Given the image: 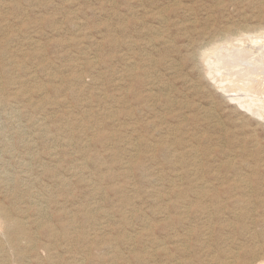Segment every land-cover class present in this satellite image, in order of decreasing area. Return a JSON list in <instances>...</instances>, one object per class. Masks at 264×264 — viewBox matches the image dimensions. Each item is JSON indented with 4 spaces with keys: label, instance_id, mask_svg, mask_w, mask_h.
Listing matches in <instances>:
<instances>
[{
    "label": "rangeland",
    "instance_id": "1",
    "mask_svg": "<svg viewBox=\"0 0 264 264\" xmlns=\"http://www.w3.org/2000/svg\"><path fill=\"white\" fill-rule=\"evenodd\" d=\"M228 29H264V0H0V201L30 232L43 226L36 249L6 244L0 262L71 264L94 239L106 243L93 263L111 264L113 240L170 219L185 222L181 234L210 228L233 247L264 246V120L209 89L190 55ZM164 141L167 160L145 153ZM205 145L226 152L186 151ZM208 168L254 188L214 192Z\"/></svg>",
    "mask_w": 264,
    "mask_h": 264
},
{
    "label": "bare ground",
    "instance_id": "2",
    "mask_svg": "<svg viewBox=\"0 0 264 264\" xmlns=\"http://www.w3.org/2000/svg\"><path fill=\"white\" fill-rule=\"evenodd\" d=\"M124 26H126V24ZM243 32H253L256 35L247 36ZM209 36L212 37L209 42L206 41L205 43L203 41V43L205 44L199 47V51L190 54L191 59L194 62L197 61V65L202 64L203 72L199 71V69L198 71L200 73L202 72L204 79H206V86L209 89L211 87L217 92L219 91L223 97L222 99L228 100L229 102H234L239 108H242L244 111L248 112V114L252 117L255 116L256 118L264 120V29L255 31L246 29L244 31L243 29L230 31V29H228L219 33L217 35L218 37H216L214 34L213 36ZM207 37L208 36H206V38ZM77 79H81V74L78 75ZM167 96L168 94H165V97ZM163 103L169 107H171V105L174 107L175 105H179L180 110L182 111L183 109L187 108L186 105L179 104L177 100L173 101L172 99L167 100V98H165L163 100ZM151 104L149 103V105ZM135 112L137 113L136 109ZM195 121L197 122L198 119H195ZM228 133H230L228 129H223V134L225 136H228ZM204 134L208 135L206 133ZM205 135L196 136L197 142H199V144L201 143V139L205 141ZM218 136L219 135H217V137ZM219 138H217L219 139L218 142H224L222 141L221 136H219ZM231 141V139L230 142L226 140V143L228 142L227 145L231 143ZM161 143H159V145L152 146V149L149 148V150H147V152L145 153L148 154L149 157L153 154V157L160 156L163 157L164 160H167V158L164 157L166 156L167 151H169V149L167 148L172 145H167L165 141L164 143ZM205 143L214 144L212 143V141H207ZM231 147L232 146L230 145L229 150H231ZM222 150H224L223 146L218 149L213 148L208 152L206 145L201 151L193 147L186 149V151H189L190 155L194 157V161H196V159H199L200 156H202V158H206L209 161L213 158V156L224 154L226 152ZM244 150H242L243 153ZM204 164L202 166H199V168L205 167ZM227 166L228 168H230V162L227 163ZM188 167V165L184 166L182 168L183 172L187 171ZM208 169L209 170L207 174L217 176L214 179V184L212 185L214 192L221 193V190H224L226 192H230V190H240L246 193L251 192L254 188L252 182L247 180H237L230 182V180L227 179L228 181H221V172L219 170L214 168ZM193 174L194 173H189L187 176L191 177V175ZM202 188H205V186H203ZM217 203L218 199L215 198L214 204ZM240 203L242 202L239 200L236 201V204ZM261 204L263 203L261 202ZM37 211L39 214H43L45 212V210L42 208H39ZM187 213L188 212H186V214ZM246 215L248 214L246 213ZM74 223L75 221L74 219H72L70 221V224L73 226ZM184 223L185 222L183 221L170 219L165 224H148L147 228L144 229L145 232L141 233L140 236H137V239H135V237L133 236L130 239L127 238L126 240L123 239L121 241L112 239V244L109 247L112 248L115 256H113L111 264H206L205 261L211 258V261H213V263L215 262L214 264H263L262 261H258L254 258L257 256L259 250H262L261 252H264V246H261L258 249L252 248L251 250H246V247L241 246L242 244L239 247H233L232 238H222L221 234L214 235V232L210 231V228H208L206 232H203L202 234L198 233L196 229L187 228V230L189 229L188 233H185L187 231L186 230L185 232L183 231V233L185 234H181V227H184ZM71 225L63 226V228L69 229ZM25 226L26 225L23 223V221L19 220V218H15L9 212L8 208H6L5 203L0 201V248L6 244H9L10 246H16L19 245L21 241L28 239L30 246L33 249H36L38 245L39 231L43 230V226L39 225V227H37L38 231H36L35 233L30 232L29 229H27ZM224 228H226V225ZM8 230H11L10 234H7ZM48 230L49 235L55 233L53 227H50ZM73 230L75 231L74 227ZM164 230L171 231L166 234L168 239L166 238L167 240L165 241H157V237H155L156 232L158 231L160 233ZM208 230L209 232H207ZM67 234L69 236L71 235L70 233ZM143 239H146L149 242V247L147 246L142 248L140 246ZM105 243L106 242L94 239L90 241H84L81 244L80 248H78V246L76 247L77 250H75V252H72V256L81 253H86V255L81 259V261H75L74 259V262L71 264H80V262L91 264L93 262H96L94 259H92L94 255V249L97 247H99L98 249L102 248V246H105ZM121 245H126L127 250H123ZM126 254L127 256H125ZM216 254H218L217 259H214ZM19 255H24L22 250L19 251ZM99 263H101V261H99ZM0 264H6V262L3 261L0 262Z\"/></svg>",
    "mask_w": 264,
    "mask_h": 264
}]
</instances>
